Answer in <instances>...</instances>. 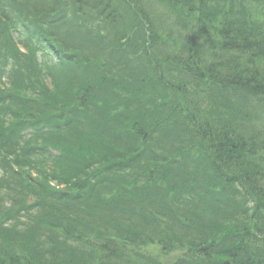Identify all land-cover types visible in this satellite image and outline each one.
Listing matches in <instances>:
<instances>
[{
  "label": "trees",
  "instance_id": "16d2710c",
  "mask_svg": "<svg viewBox=\"0 0 264 264\" xmlns=\"http://www.w3.org/2000/svg\"><path fill=\"white\" fill-rule=\"evenodd\" d=\"M0 264H264V0H0Z\"/></svg>",
  "mask_w": 264,
  "mask_h": 264
},
{
  "label": "rangeland",
  "instance_id": "374dc122",
  "mask_svg": "<svg viewBox=\"0 0 264 264\" xmlns=\"http://www.w3.org/2000/svg\"><path fill=\"white\" fill-rule=\"evenodd\" d=\"M158 8H161V7H158ZM150 9V5H148V10ZM151 12H152V15L153 16H155V17H158V16H160L161 14H164L163 13V11L161 10V9H155V6L153 7V4H152V6H151ZM163 9V8H162ZM159 254L161 255V257H162V259H163V256H164V254L161 252V251H159ZM172 256H174V255H167L166 257H165V260L166 259H169L170 257H172Z\"/></svg>",
  "mask_w": 264,
  "mask_h": 264
}]
</instances>
